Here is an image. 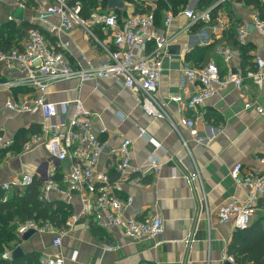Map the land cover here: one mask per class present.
Listing matches in <instances>:
<instances>
[{
  "label": "crops",
  "instance_id": "crops-1",
  "mask_svg": "<svg viewBox=\"0 0 264 264\" xmlns=\"http://www.w3.org/2000/svg\"><path fill=\"white\" fill-rule=\"evenodd\" d=\"M34 1L37 8L26 9L19 8L12 1H1L0 23L8 21L11 16L14 21H27L38 26L55 40L54 45L69 42L68 59L76 70L87 67V62L82 61L83 57L95 67L107 63L104 53L82 27L76 26L63 32L59 17L41 19L54 0ZM198 4L199 0H190L186 9L202 12L198 10ZM229 10L240 21L237 22L238 29H245L246 43L253 46L250 53L253 70L250 67L246 70L242 68L238 52L231 68L242 75L243 88L238 90L232 85L218 86L216 94L203 107L197 111L180 112L179 105L173 99L180 98L186 103L199 88L197 82L188 81L181 73V67L188 65L195 68L200 65L194 60L193 53L202 48H211L208 63L214 60L224 76L229 73L230 68L216 56L217 47L225 44L224 33L232 27ZM19 11L22 14L17 19L15 13ZM181 13L175 15L168 31L163 26L164 13L161 23L156 25L157 30L172 39L169 47L171 59L164 62L158 98L166 104L167 113L178 125L179 132L167 119L148 117L141 108L139 93L126 88L121 80L82 82L72 79L50 85L46 94L47 101L59 111L63 104H68L67 118L74 116V104L78 100L91 115L95 130L106 142L97 167L99 172H106L112 179L117 177L118 151L125 140L131 141L134 167L145 168L150 158L156 160L157 168L151 174L125 184L118 196L122 200L132 199V204L122 210L126 219L145 221L158 214L164 225L162 235L157 239L130 241L120 228L102 226L104 213L89 219L80 217V196L65 193L54 195L52 202L69 206L72 214L79 219L73 230L63 238L62 248H53L52 237L44 234L27 243L22 242L21 247L26 252H40L42 260L51 254H60L66 264H224L226 258L230 257L228 250L239 230L232 223H219L218 212L230 201H244L248 194L232 179V169L241 166L242 177L263 169L259 160L264 156V68L259 70L255 59L260 57L264 61V34L252 27L254 10L244 4L231 3L230 9L224 8L217 13L213 21L215 24L195 30H188L189 21ZM127 15L123 14L122 17L126 19ZM97 32L102 40L108 38L101 30ZM206 38L210 42L208 45L202 44ZM249 71H259L262 83L256 84L254 79L248 77ZM1 75L9 82L25 77L20 70H1ZM4 84H0V105L8 99L22 100L35 92L32 87L20 86L31 88L33 92L14 95L12 89L2 86ZM248 104L250 107L247 108ZM259 110L263 113H259ZM181 116L195 121L202 143L196 142L190 132L179 125ZM58 122L60 116L54 119V123ZM43 123L40 114L30 116L0 111V130L9 142L19 131L29 130L34 125L42 127ZM140 129L146 131V137L140 136ZM55 166L56 180L62 189L67 190L71 166L69 163ZM49 167L50 157L42 145L18 156L8 155L0 167V186L19 174H27L32 175L42 187ZM196 170L200 173V179L191 183L188 177ZM259 223L264 227V198L260 200L250 226ZM95 228L105 230L112 238L115 250L107 249L106 240L96 236ZM34 242L37 244L34 250L27 249Z\"/></svg>",
  "mask_w": 264,
  "mask_h": 264
},
{
  "label": "built area",
  "instance_id": "built-area-1",
  "mask_svg": "<svg viewBox=\"0 0 264 264\" xmlns=\"http://www.w3.org/2000/svg\"><path fill=\"white\" fill-rule=\"evenodd\" d=\"M1 1H12L19 8L26 9V0ZM124 3L127 7L124 14L129 13L126 19L125 17L119 18L113 12H101L99 6L95 12L91 13L89 19L84 20L80 16L82 10L80 2L77 1L74 7H70L69 0H54L53 5L41 15V19L50 16L59 17L60 30L63 32H68L76 26L82 27L108 61L95 67L83 57L82 61L87 62V67L76 70L68 59L69 42L54 45L38 29H30L23 42V51L14 49L8 53H0V68L3 72L20 70L25 74L23 79L7 82L2 85L3 87L13 89L27 86L34 88L35 92L19 101L6 100L0 105V111L17 115L40 114L42 116L44 123L41 134L34 136L25 145V151L42 145L50 157V167L40 189L41 201L51 203L54 195L77 193L82 200L80 217L89 219L104 213L105 221L102 224L104 228H120L126 239L136 242L159 238L164 231L163 221L158 214L145 221L124 218L122 210L125 206L132 204V199L129 197L127 200H122L118 195L125 184L136 182L151 174L157 168L156 160L150 158L145 168L134 167L131 141L125 140L118 151L117 177L112 179L106 172H99L97 167L100 156L106 148V142L102 141L95 130L91 115L84 110L82 103L78 100L74 104V116L67 118L68 104H63L59 111L46 99L47 90L54 83L72 79H80L82 82L100 79L121 80L126 88L139 93L141 108L148 117L167 119L179 132L178 125L173 123L167 113L166 104L158 98L164 62L171 59L169 47L172 43L171 38L164 36L156 29L155 11L158 4L155 0H124ZM181 14L189 21L188 30L199 23L208 25L211 21L210 9L202 12L185 9ZM164 15L163 26L165 31H168L175 19V14L168 9ZM8 21H14L13 17L9 16ZM252 24L255 29L264 34V21L258 17L256 12L252 15ZM98 30L108 35V38L102 40ZM238 36L240 43L246 44L245 29L241 28ZM209 43L206 38L202 44L208 45ZM237 55V51L226 45L217 47L216 56L230 68L225 76L214 60L200 68H192L188 65L181 67L183 78L190 82H197L199 88L186 103H183L180 98L173 99L179 105V111H197L216 94L218 86L232 85L241 90L244 86V79L231 68V63ZM255 60L258 69H263L264 61L260 57H256ZM247 76L254 79L256 84L262 83V74L259 71H249ZM246 107H250L249 104ZM259 113L262 114L263 111L259 110ZM57 116H60V122L54 123ZM179 125L186 128L196 142H203L199 138L194 120L181 116ZM140 136H147L144 129H140ZM11 143L12 141H6L4 137L0 138V148H5ZM185 145L187 146V142ZM58 163H69L71 166L67 190L62 189L56 180L55 165ZM259 163L263 168L261 172L248 173L244 177L241 175V166L232 169V179L247 190L248 194L242 202L233 200L223 205L218 212L219 223H232L240 231L250 226L256 208L260 200L264 198V156ZM199 179L198 170L188 177L191 183ZM34 180L32 175L19 174L2 183L1 187L6 192L25 189L31 186ZM78 219L72 214L62 231H58L49 223L42 227L33 221H28L19 225L17 235L22 240L31 231H34L36 235L49 234L52 237V247L61 249L63 238L73 230ZM190 242L191 240L187 241V243ZM16 249H6L2 259L12 261ZM107 249L113 251L115 247L111 245ZM226 261L234 263L231 257L226 258ZM41 264H66V262L60 254H51L41 259Z\"/></svg>",
  "mask_w": 264,
  "mask_h": 264
},
{
  "label": "trees",
  "instance_id": "trees-1",
  "mask_svg": "<svg viewBox=\"0 0 264 264\" xmlns=\"http://www.w3.org/2000/svg\"><path fill=\"white\" fill-rule=\"evenodd\" d=\"M80 2L82 10L80 16L87 20L92 12H95L100 6L101 12L107 13V2L105 0H69V6L74 7L76 2ZM158 8L155 11L156 25L162 21L163 13L171 9L174 14L184 11L190 0H155ZM221 2L217 8L210 12L211 21L208 25H213L217 13L224 8L230 9L231 3L244 4L254 10L258 17L264 21V3L262 0H199L198 10L205 11L211 9L214 5ZM26 8H37L34 0H26ZM230 11V10H229ZM119 18L124 14L123 12H116ZM232 20V27L229 31L224 33L225 44L234 51L239 52L242 61V68L246 70L250 67L253 70L252 56L253 50L251 44H242L239 41V26L232 11H230ZM240 24V23H239ZM207 24L199 23L193 27L192 30L205 27ZM30 29H38L49 41L54 44L52 39L38 26L33 25L27 21H5L0 23V53H8L14 49L23 51V42L27 37ZM212 49L198 50L196 54L193 53V58L197 61L196 65L200 68L208 65L209 53ZM196 55V56H195ZM9 82L5 76L1 75L0 68V84ZM14 95L30 94L33 89L27 87H14L12 89ZM41 126L34 125L29 130L19 131L12 143L0 148V167L8 158V155L18 156L25 151V145L36 135L41 134ZM4 137V132L0 130V138ZM41 185L35 179L34 183L25 189H14L6 192L0 186V264H41V253L37 251H25L23 257L13 259L12 261H5L2 255L6 249H14L22 246V240L18 237L19 225L28 221H33L40 226L51 224L58 231H62L68 219L72 216V210L69 206L60 202L46 203L40 200ZM6 199V200H5ZM96 236L105 239L108 246L113 244L112 238L103 229L95 228ZM228 255L233 258L234 264H264V227L256 224L249 226L247 229L238 231L232 244L229 247Z\"/></svg>",
  "mask_w": 264,
  "mask_h": 264
},
{
  "label": "water",
  "instance_id": "water-1",
  "mask_svg": "<svg viewBox=\"0 0 264 264\" xmlns=\"http://www.w3.org/2000/svg\"><path fill=\"white\" fill-rule=\"evenodd\" d=\"M107 2V13H116V12H125L127 7L124 3V0H105ZM221 2L217 3L216 5H214L210 12L215 10L217 8V6L220 4ZM254 27V25L252 26ZM36 235V233L34 231H31L29 233H27L23 238H22V241L24 243H27L29 242L34 236ZM25 255V251L22 247H18L14 253H13V259H17V258H20V257H23ZM224 264H234V263H231L229 261H225Z\"/></svg>",
  "mask_w": 264,
  "mask_h": 264
},
{
  "label": "rangeland",
  "instance_id": "rangeland-1",
  "mask_svg": "<svg viewBox=\"0 0 264 264\" xmlns=\"http://www.w3.org/2000/svg\"><path fill=\"white\" fill-rule=\"evenodd\" d=\"M21 11H19V12H16L15 13V16H16V18L18 19V18H20L21 17ZM38 235H35L33 238H36ZM36 242H34V244H31L30 246L28 245L27 246V249H30V250H34V248H35V245L37 246V244H35Z\"/></svg>",
  "mask_w": 264,
  "mask_h": 264
}]
</instances>
